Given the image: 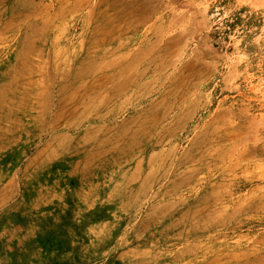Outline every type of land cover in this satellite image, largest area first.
<instances>
[{"label":"rangeland","instance_id":"374dc122","mask_svg":"<svg viewBox=\"0 0 264 264\" xmlns=\"http://www.w3.org/2000/svg\"><path fill=\"white\" fill-rule=\"evenodd\" d=\"M0 264H264V0H0Z\"/></svg>","mask_w":264,"mask_h":264},{"label":"bare ground","instance_id":"6f19581e","mask_svg":"<svg viewBox=\"0 0 264 264\" xmlns=\"http://www.w3.org/2000/svg\"><path fill=\"white\" fill-rule=\"evenodd\" d=\"M174 18V17H173ZM173 30V29H172ZM143 55V54H142ZM144 58V57H143Z\"/></svg>","mask_w":264,"mask_h":264}]
</instances>
